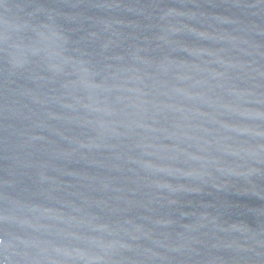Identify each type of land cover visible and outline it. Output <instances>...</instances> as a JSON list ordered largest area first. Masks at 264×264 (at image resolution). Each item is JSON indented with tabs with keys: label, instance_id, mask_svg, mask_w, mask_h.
Returning <instances> with one entry per match:
<instances>
[{
	"label": "water",
	"instance_id": "water-1",
	"mask_svg": "<svg viewBox=\"0 0 264 264\" xmlns=\"http://www.w3.org/2000/svg\"><path fill=\"white\" fill-rule=\"evenodd\" d=\"M0 264H264V0H0Z\"/></svg>",
	"mask_w": 264,
	"mask_h": 264
}]
</instances>
